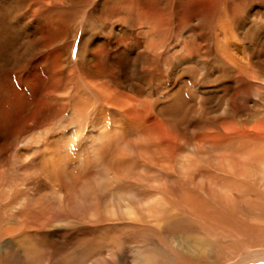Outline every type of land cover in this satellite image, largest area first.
<instances>
[{"label": "bare ground", "instance_id": "1", "mask_svg": "<svg viewBox=\"0 0 264 264\" xmlns=\"http://www.w3.org/2000/svg\"><path fill=\"white\" fill-rule=\"evenodd\" d=\"M0 264H264V0H0Z\"/></svg>", "mask_w": 264, "mask_h": 264}, {"label": "rangeland", "instance_id": "2", "mask_svg": "<svg viewBox=\"0 0 264 264\" xmlns=\"http://www.w3.org/2000/svg\"><path fill=\"white\" fill-rule=\"evenodd\" d=\"M43 31H44V33H46V34H47V33H50L49 28H48V29L45 28ZM45 36H46L45 34H44V36L42 35V38H41V41H42V42H44V41L47 40V38H46ZM42 42H41V43H42Z\"/></svg>", "mask_w": 264, "mask_h": 264}]
</instances>
